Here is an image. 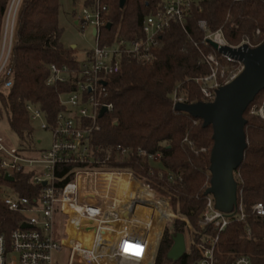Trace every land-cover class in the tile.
Masks as SVG:
<instances>
[{"label":"trees","instance_id":"trees-1","mask_svg":"<svg viewBox=\"0 0 264 264\" xmlns=\"http://www.w3.org/2000/svg\"><path fill=\"white\" fill-rule=\"evenodd\" d=\"M107 5V25L100 31V43L112 44L117 39L131 40L141 36L145 18L157 10L163 0H100ZM10 0H0V46L6 10ZM93 0L84 1L91 6ZM59 0H25L17 26V44L13 51L10 85L0 92V115L17 137V145L34 146L33 124L26 106L38 108L47 124L53 125L62 108L59 97L74 90L72 84L47 86L49 67L78 70L75 48L65 47L58 24ZM204 21L211 33L221 31L227 44L236 47L249 42L256 47L264 42V2L262 0H201L191 8L183 26L172 23L153 50V59L142 62L131 57L122 61L120 73L110 77L106 102L113 110L99 121L100 132L93 138L95 148L120 146L130 150L118 158L113 154L105 169L130 172L159 195L170 199L173 213L188 222L196 242L202 236L216 235L202 222L209 186V156L213 145L212 130L203 128L200 120L173 109L172 95L186 103L203 102L195 79L207 76L209 67L204 57L220 55L204 39L198 22ZM258 32V35H257ZM224 64L236 67V62ZM251 105L264 107V90ZM244 132L247 147L242 163L235 172L237 191L246 218L230 221L218 236L214 264H231L234 258L245 255L252 264H264V222L251 214L256 203L264 204V120L244 113ZM194 122L196 124H194ZM193 143L188 146L184 140ZM205 148V153L198 152ZM142 149L160 154V163L152 164L136 154ZM197 152V154H196ZM68 167L57 169L58 178ZM163 174L159 177L158 174ZM167 174L175 181L168 183ZM30 176L17 174L13 182H5L0 170V235L8 240L18 227L21 217L8 211L1 202L3 187L18 195L34 198L40 189L29 183ZM66 178L60 185L64 184ZM250 232V236H247ZM186 233V223L174 220L162 235L154 264H196L200 257L190 249L177 261L167 259L173 237Z\"/></svg>","mask_w":264,"mask_h":264},{"label":"built area","instance_id":"built-area-1","mask_svg":"<svg viewBox=\"0 0 264 264\" xmlns=\"http://www.w3.org/2000/svg\"><path fill=\"white\" fill-rule=\"evenodd\" d=\"M24 2L10 0L6 10L0 46V92L10 85L18 20ZM200 2L163 0L161 6L142 22L140 37L117 39L109 45L100 43V31L107 25L108 6L100 0H93L91 6L83 4L81 12L74 16V23L81 31L86 26L95 30L94 36L91 31L95 46L78 60V70L52 65L45 80L47 86L70 82L74 90L59 97L62 110L53 125L46 123L38 108L26 106L32 124L39 122L40 128L51 134L50 148L37 151L35 143L31 149L10 146L0 135V170L3 176L14 179L17 174H27L29 183L40 187L34 198L22 197L6 186L2 188L1 202L21 220L8 240L0 235V264H62L54 256L61 251L68 252L64 264H154L163 232L176 219L186 223L190 244L189 247L185 245V253L194 249L200 257L196 264H214L219 234L225 231L230 221L243 222L246 218L241 191H237L236 205L228 214L215 209L212 197L207 196L201 218L216 235H204L200 242H196L188 222L173 213L170 199L153 191L130 172L105 169L113 154L118 158L128 155L130 150L120 146L114 150L95 148L93 144L95 134L100 132V111L105 109L107 114L113 110L112 104L106 102L107 86L110 77L120 73L123 59L131 57L150 62L154 48L171 24L183 26L190 9ZM198 27L207 44L213 42L219 47L229 46L221 31L211 33L204 21H199ZM243 44L254 47L243 42L232 48ZM219 55L220 58L206 55L204 61L209 74L194 80L199 85L203 102H212L216 90L231 82L242 69L238 61L228 55ZM223 61L236 62L240 68L237 72L231 71ZM172 102L173 106L178 102L186 103L175 93ZM247 109L249 115L264 120L263 106L250 105ZM184 142L190 147L193 145L186 139ZM198 152L205 153L206 149L201 148ZM136 154L152 164L160 163V154H149L142 149H137ZM60 167H68V170L59 179L57 169ZM158 176L163 177L162 172ZM66 178L68 180L60 185ZM238 178L234 173L236 183ZM165 179L168 183L175 181L172 174H167ZM250 212L264 222V204L252 205ZM135 215L141 222V232L128 241V231ZM76 217L80 221L69 228L71 220ZM85 219L87 229L82 227ZM23 224L29 227L22 229ZM87 231L94 236L93 247L79 245V248L73 243V237ZM231 264L252 262L250 257L241 255Z\"/></svg>","mask_w":264,"mask_h":264},{"label":"water","instance_id":"water-1","mask_svg":"<svg viewBox=\"0 0 264 264\" xmlns=\"http://www.w3.org/2000/svg\"><path fill=\"white\" fill-rule=\"evenodd\" d=\"M123 4L124 1L121 0L120 8ZM109 27L108 24L107 28ZM94 34L95 30L92 31L93 36ZM209 44L218 54L228 55L238 61L242 66L241 71L231 82L216 90L212 102H178L173 109L200 120L203 128H211L213 145L209 156L210 179L204 196H211L215 209L228 214L236 205L237 183L234 173L242 163L247 147L244 113L256 96L264 90V42L253 48L246 44L237 48L219 47L213 42ZM105 111H100L99 118L103 117ZM4 181L13 182L14 179L4 176ZM28 227L25 224L21 226L22 229ZM185 251L184 236L177 234L173 237L167 259L177 261Z\"/></svg>","mask_w":264,"mask_h":264},{"label":"rangeland","instance_id":"rangeland-1","mask_svg":"<svg viewBox=\"0 0 264 264\" xmlns=\"http://www.w3.org/2000/svg\"><path fill=\"white\" fill-rule=\"evenodd\" d=\"M84 1L86 0H59V15H58V24L59 27L62 29V36L61 41L65 47H75V53L78 60L84 58L87 51L91 50L95 46L94 39L91 35V27L86 26L83 31H81L74 23V16L78 15L82 8ZM258 35V34H257ZM228 69L234 72H237L240 68L238 64L236 67L232 68L227 65ZM33 141L35 143V149L37 151H45L48 150L51 146V134L48 131L42 130L40 128L39 122L33 123ZM0 135L4 138L6 143L10 146L17 145V137L15 134L10 130L6 119L4 116L0 115ZM179 218V217H178ZM181 219V218H179ZM177 220V219H176ZM80 219L77 218L71 220L69 228H71L74 224L78 223ZM87 221L85 220L82 222V227L87 229ZM140 221L138 220L137 216L132 219V223L129 228L128 234V241L135 238L137 235L140 234ZM85 232V234H87ZM185 245L189 247L190 239L188 235L185 233ZM68 252L61 251L58 255L55 254V258H57L62 264L65 263L67 258ZM64 262V263H63Z\"/></svg>","mask_w":264,"mask_h":264},{"label":"bare ground","instance_id":"bare-ground-1","mask_svg":"<svg viewBox=\"0 0 264 264\" xmlns=\"http://www.w3.org/2000/svg\"><path fill=\"white\" fill-rule=\"evenodd\" d=\"M77 220H78V218H77ZM85 220H87V219H85ZM128 234H129V231H128ZM73 238H74L73 243L77 246L81 245L82 247H84V246L85 247H89V246L93 247L94 236H91V234H83V233L77 234ZM79 248H81V247L79 246Z\"/></svg>","mask_w":264,"mask_h":264}]
</instances>
